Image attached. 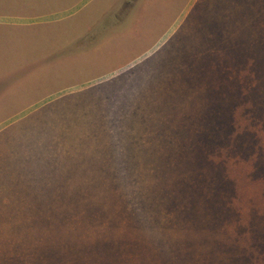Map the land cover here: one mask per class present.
I'll list each match as a JSON object with an SVG mask.
<instances>
[{
    "label": "rangeland",
    "instance_id": "374dc122",
    "mask_svg": "<svg viewBox=\"0 0 264 264\" xmlns=\"http://www.w3.org/2000/svg\"><path fill=\"white\" fill-rule=\"evenodd\" d=\"M0 264H264V0H0Z\"/></svg>",
    "mask_w": 264,
    "mask_h": 264
}]
</instances>
